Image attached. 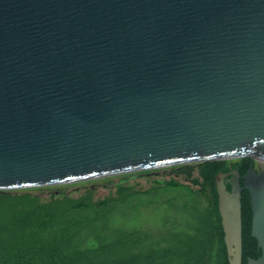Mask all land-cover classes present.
<instances>
[{
  "label": "water",
  "instance_id": "95a60500",
  "mask_svg": "<svg viewBox=\"0 0 264 264\" xmlns=\"http://www.w3.org/2000/svg\"><path fill=\"white\" fill-rule=\"evenodd\" d=\"M238 158L227 262L246 190L264 264V0H0V191Z\"/></svg>",
  "mask_w": 264,
  "mask_h": 264
},
{
  "label": "trees",
  "instance_id": "16d2710c",
  "mask_svg": "<svg viewBox=\"0 0 264 264\" xmlns=\"http://www.w3.org/2000/svg\"><path fill=\"white\" fill-rule=\"evenodd\" d=\"M249 162L174 165L167 178L149 179L150 170L120 174L112 191L104 177L99 183L109 191L102 197L92 180L75 192L45 186L44 196L37 188L0 191V264H228L213 177L230 167L241 176ZM135 173L149 184L128 183ZM239 202L245 264L260 252L250 236L246 190ZM149 211L158 227L141 222Z\"/></svg>",
  "mask_w": 264,
  "mask_h": 264
},
{
  "label": "rangeland",
  "instance_id": "374dc122",
  "mask_svg": "<svg viewBox=\"0 0 264 264\" xmlns=\"http://www.w3.org/2000/svg\"><path fill=\"white\" fill-rule=\"evenodd\" d=\"M170 172V167H164V168H158V169H153L149 171V179L150 178H167L169 175L168 173ZM193 175H196L195 170H193ZM116 176L118 175H114V176H109L107 178H109V180L112 182L111 184H109L110 190L112 191L114 188L112 187L113 183L116 182L117 178ZM101 179V178H100ZM100 179H93L92 183L96 184V193L95 195L98 197H102L103 195L108 193V189L106 187H103L100 183L99 180ZM146 176L143 175H136V173L131 176L128 179V183H132V184H136V185H143L144 187H146L149 184V180ZM91 181H81V182H77V183H70V184H63L61 185L66 191H70V190H80L82 189V187L88 185L87 183ZM33 192H36L38 194H40L41 196H44L46 194V189H44V187H37V189H34ZM143 217L141 222H143V224H146L148 222V224L150 226H156L158 227V223L159 220L157 219V216H155L154 213L152 212H146V213H142ZM166 215L165 212H162L160 214L161 219H163V217ZM139 221V220H137ZM147 224V225H148Z\"/></svg>",
  "mask_w": 264,
  "mask_h": 264
},
{
  "label": "flooded vegetation",
  "instance_id": "af4514ba",
  "mask_svg": "<svg viewBox=\"0 0 264 264\" xmlns=\"http://www.w3.org/2000/svg\"><path fill=\"white\" fill-rule=\"evenodd\" d=\"M254 168H255V171H258L257 166L254 167ZM233 169H237V168L230 167L229 170H226L225 172H227V171H231V170H233ZM242 175H243V174H242ZM242 175H241V176H242ZM241 176H240V177H241ZM233 180H234V177L231 176V175H229L228 177L224 178V184H225L226 189H229V187H230L229 184L232 183ZM239 182L241 183V179H240V178H239ZM241 191H242V190H241ZM241 191H240V192H241Z\"/></svg>",
  "mask_w": 264,
  "mask_h": 264
}]
</instances>
